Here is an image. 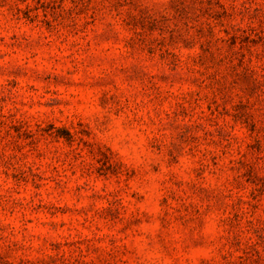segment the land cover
Returning a JSON list of instances; mask_svg holds the SVG:
<instances>
[{"label": "clouds", "instance_id": "obj_1", "mask_svg": "<svg viewBox=\"0 0 264 264\" xmlns=\"http://www.w3.org/2000/svg\"><path fill=\"white\" fill-rule=\"evenodd\" d=\"M171 3L0 0V264H56L50 242L76 240L90 264H221L233 238L264 256L243 225H264L243 177H264V0H182V23ZM129 17L173 38L125 46ZM222 28L250 39L225 48ZM37 211L43 237L25 229Z\"/></svg>", "mask_w": 264, "mask_h": 264}, {"label": "rangeland", "instance_id": "obj_2", "mask_svg": "<svg viewBox=\"0 0 264 264\" xmlns=\"http://www.w3.org/2000/svg\"><path fill=\"white\" fill-rule=\"evenodd\" d=\"M182 2V0H172V3L170 4V8L173 10V15L177 18V23H182L184 19V13L179 9V4ZM27 15V13H25ZM227 15V13H223L219 16H216V19L222 24L224 17ZM122 28L120 31L122 34L131 33L132 35L129 37V43L125 46H138L141 43L144 45V47H147L149 43H153L154 36L161 35V32L157 31L158 28L161 26L156 24H144L141 25V22L137 20L135 17H129L126 20H123L120 22ZM163 39L159 41H155L153 43V47H155L157 44H163L166 40L172 39L173 37H169L167 35V32L163 33ZM226 38V39H224ZM250 37L248 34H246V31L241 28H235L234 31H229L228 28H222V34H221V40L223 41L225 48H234L238 44H247ZM206 45L205 51L203 53L204 59H208L209 56H211L212 48H213V40L211 36L206 37ZM107 46V45H105ZM151 48L148 49L149 52H151ZM175 55V54H173ZM227 115V113H225ZM246 123V122H245ZM51 127V126H50ZM255 125L253 124V128ZM249 147H252L251 145ZM99 163V162H98ZM241 167H243V164H241ZM244 183L248 184L253 187V191L249 193V197L252 201H257V198L259 197L261 200H264V177H260L255 173V170L252 167H249L244 173ZM12 180L16 179V176L13 175L11 177ZM43 199H47V197H43ZM132 200H136V195L133 194L131 196ZM150 199V194L145 193L143 196L140 197V200L136 201L138 204L143 207V202ZM252 207L258 208L259 203H254ZM36 208L43 209L44 213H46L47 218L51 219L52 217H63V220L58 221L60 229L61 230H67V225L71 223L69 221V211L66 210L63 205H56L53 204L51 207H49L46 204L38 203L36 205ZM119 216V209L115 211H109L108 212V219L109 220H116ZM239 214L233 216V220L236 221V223L239 225L241 221L239 220ZM74 219V218H73ZM140 221L135 220L132 221L133 224H137ZM0 223H3V221H0ZM47 220L45 219V215L37 211L35 214H33L31 219L27 220V223L25 225L26 230H31L35 235L43 237L46 234L47 228ZM178 227H183L182 224H179L177 222ZM243 225H246L248 230L252 232V235L256 237V240L264 241V225L261 224L260 221H257L255 224H253L251 221H243ZM82 227V235L90 236V234L87 232L86 228ZM126 231V229L120 230L116 236L115 239L110 240L109 243H115L116 240H119L122 236V233ZM97 238L102 239L101 231L97 232ZM124 244L126 245L128 241L125 239ZM52 244L56 245V251L60 254L56 257V264H90V262L86 259H81V256L83 253L88 252V249L85 248L84 244L80 240L76 241H70V242H61V241H52L50 242V247ZM69 244H73L75 247H78L80 249L79 252L73 251L69 252L68 246ZM228 247L234 251L232 252H226L221 257V264H264V256L261 255L262 249L260 248V244L257 243L256 245H248L245 247H241L242 241L233 238V240L227 242ZM235 257V259H230V256ZM45 264H52V262L46 261Z\"/></svg>", "mask_w": 264, "mask_h": 264}]
</instances>
